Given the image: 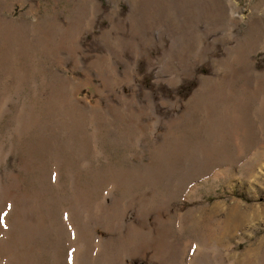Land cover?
<instances>
[{
  "label": "rangeland",
  "instance_id": "obj_1",
  "mask_svg": "<svg viewBox=\"0 0 264 264\" xmlns=\"http://www.w3.org/2000/svg\"><path fill=\"white\" fill-rule=\"evenodd\" d=\"M0 264H264V0H0Z\"/></svg>",
  "mask_w": 264,
  "mask_h": 264
}]
</instances>
